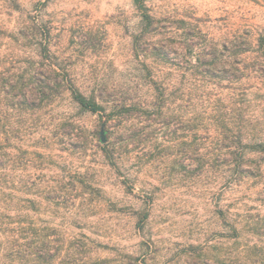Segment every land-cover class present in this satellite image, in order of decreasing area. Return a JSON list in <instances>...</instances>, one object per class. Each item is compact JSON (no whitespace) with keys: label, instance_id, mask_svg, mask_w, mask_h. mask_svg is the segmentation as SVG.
Listing matches in <instances>:
<instances>
[{"label":"rangeland","instance_id":"rangeland-1","mask_svg":"<svg viewBox=\"0 0 264 264\" xmlns=\"http://www.w3.org/2000/svg\"><path fill=\"white\" fill-rule=\"evenodd\" d=\"M263 57L264 0H0V80L50 79L4 144L76 188L50 199L53 263L264 264ZM232 153L260 172L227 181Z\"/></svg>","mask_w":264,"mask_h":264},{"label":"trees","instance_id":"trees-1","mask_svg":"<svg viewBox=\"0 0 264 264\" xmlns=\"http://www.w3.org/2000/svg\"><path fill=\"white\" fill-rule=\"evenodd\" d=\"M260 64L264 66V57ZM27 77L6 69L0 80V264H54L53 261L61 253L62 242L60 237L54 235V227L50 231V199L54 198L53 195L65 198L68 194L70 197L76 189L71 188L70 194L63 187L55 189L50 186L49 180L44 179L42 172L29 171L23 178L16 167L22 157L15 151L16 147L4 144L9 140L3 136V128L8 121L11 126L14 125L12 130L16 131L19 123L16 117H20L24 109L38 107L33 104L36 99H50V79L37 82L36 75ZM260 77L264 79V69ZM30 83L33 85L29 86ZM56 85L59 86L60 81ZM63 91H69L73 100L84 110L93 113L105 110L95 98L84 96L72 85L63 87ZM262 124L264 126V120ZM72 125L70 123L68 134L74 140ZM255 145L257 169H260L264 163V136L256 139ZM71 146L74 147L72 143ZM231 155L234 164L227 170V181L232 184L236 185L260 172L249 167L246 153ZM78 259L74 255L68 263L75 264Z\"/></svg>","mask_w":264,"mask_h":264},{"label":"water","instance_id":"water-1","mask_svg":"<svg viewBox=\"0 0 264 264\" xmlns=\"http://www.w3.org/2000/svg\"><path fill=\"white\" fill-rule=\"evenodd\" d=\"M103 140V139H102Z\"/></svg>","mask_w":264,"mask_h":264}]
</instances>
